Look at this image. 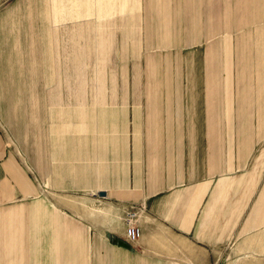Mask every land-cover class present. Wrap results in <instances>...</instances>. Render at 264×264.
Segmentation results:
<instances>
[{
  "label": "crops",
  "instance_id": "1",
  "mask_svg": "<svg viewBox=\"0 0 264 264\" xmlns=\"http://www.w3.org/2000/svg\"><path fill=\"white\" fill-rule=\"evenodd\" d=\"M9 1L0 0V10ZM262 44L240 63L243 80L252 70L260 78ZM219 47L204 55L206 109L210 117L222 94L231 122L230 43ZM174 91L163 92L178 97ZM100 93L84 110L75 106L72 127L57 128L40 156L27 154L25 162L0 128V264H264L259 181L211 137L198 94L185 105L150 106L131 103L129 91ZM249 95L239 97L242 115ZM130 205L141 208L142 235L132 242L122 221Z\"/></svg>",
  "mask_w": 264,
  "mask_h": 264
},
{
  "label": "rangeland",
  "instance_id": "2",
  "mask_svg": "<svg viewBox=\"0 0 264 264\" xmlns=\"http://www.w3.org/2000/svg\"><path fill=\"white\" fill-rule=\"evenodd\" d=\"M224 39L233 64L231 122L222 94L210 117L206 109L204 55ZM258 41L264 45V0H10L0 10L1 131L25 162L100 92L129 91L131 103L150 106L185 105L196 92L203 124L210 120L229 159L234 153L252 170L264 209V65L258 79L239 71ZM175 89L178 97L165 96Z\"/></svg>",
  "mask_w": 264,
  "mask_h": 264
},
{
  "label": "built area",
  "instance_id": "3",
  "mask_svg": "<svg viewBox=\"0 0 264 264\" xmlns=\"http://www.w3.org/2000/svg\"><path fill=\"white\" fill-rule=\"evenodd\" d=\"M140 210V207L130 205L123 212L122 221L125 225L126 238L131 242L136 241L142 235V230L136 223V216Z\"/></svg>",
  "mask_w": 264,
  "mask_h": 264
},
{
  "label": "water",
  "instance_id": "4",
  "mask_svg": "<svg viewBox=\"0 0 264 264\" xmlns=\"http://www.w3.org/2000/svg\"><path fill=\"white\" fill-rule=\"evenodd\" d=\"M98 194H99V196H104L105 192L102 190V191H99Z\"/></svg>",
  "mask_w": 264,
  "mask_h": 264
}]
</instances>
